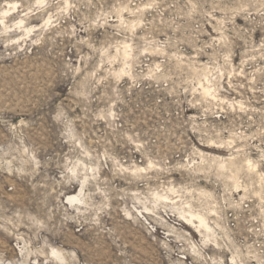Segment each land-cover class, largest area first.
Masks as SVG:
<instances>
[{"label": "rangeland", "instance_id": "obj_1", "mask_svg": "<svg viewBox=\"0 0 264 264\" xmlns=\"http://www.w3.org/2000/svg\"><path fill=\"white\" fill-rule=\"evenodd\" d=\"M233 198L264 225V0H0V264H264Z\"/></svg>", "mask_w": 264, "mask_h": 264}, {"label": "built area", "instance_id": "obj_2", "mask_svg": "<svg viewBox=\"0 0 264 264\" xmlns=\"http://www.w3.org/2000/svg\"><path fill=\"white\" fill-rule=\"evenodd\" d=\"M181 41L191 42V39H187V40L184 39ZM215 208L224 217L225 220L237 221L240 215L248 213L250 215L249 218L252 220L251 222H252L254 230L259 231L261 227H264L263 223L261 222L260 224V221H259V219H261V215H255V214L252 215V211L254 209H253L252 204L247 200H243L241 198L240 199L233 198L232 200L227 199V200L222 201V204H218V206H216ZM215 215L217 216V214ZM253 236H255V233ZM243 242H244L243 246L245 248H253V251H255V253L252 254L253 256L259 253H264L263 243H260L259 241L255 240L252 243L253 247H246V246H249V244L245 241Z\"/></svg>", "mask_w": 264, "mask_h": 264}, {"label": "bare ground", "instance_id": "obj_3", "mask_svg": "<svg viewBox=\"0 0 264 264\" xmlns=\"http://www.w3.org/2000/svg\"><path fill=\"white\" fill-rule=\"evenodd\" d=\"M8 10H5L4 13H6ZM22 22V20L20 21ZM205 91L208 93L210 90L208 87L205 88ZM69 202L77 201V202H82V197L79 194H70L67 196ZM195 219H198L196 221ZM189 221H191L193 224L197 225L200 227L201 230H204V236L206 237L209 235L212 227L209 225V223L206 221V219L202 216L194 215L191 214L190 218H188ZM198 222V223H197ZM58 252V251H56ZM59 253V252H58Z\"/></svg>", "mask_w": 264, "mask_h": 264}]
</instances>
